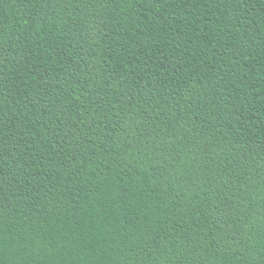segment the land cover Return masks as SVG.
<instances>
[{"label":"trees","instance_id":"obj_1","mask_svg":"<svg viewBox=\"0 0 264 264\" xmlns=\"http://www.w3.org/2000/svg\"><path fill=\"white\" fill-rule=\"evenodd\" d=\"M0 264H264V0H0Z\"/></svg>","mask_w":264,"mask_h":264},{"label":"snow or ice","instance_id":"obj_2","mask_svg":"<svg viewBox=\"0 0 264 264\" xmlns=\"http://www.w3.org/2000/svg\"><path fill=\"white\" fill-rule=\"evenodd\" d=\"M0 247H2V241H0Z\"/></svg>","mask_w":264,"mask_h":264}]
</instances>
